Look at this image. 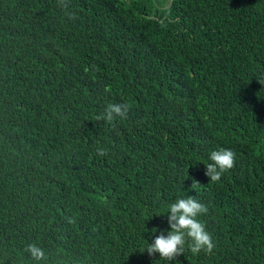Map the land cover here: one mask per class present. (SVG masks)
Listing matches in <instances>:
<instances>
[{"label": "trees", "instance_id": "obj_1", "mask_svg": "<svg viewBox=\"0 0 264 264\" xmlns=\"http://www.w3.org/2000/svg\"><path fill=\"white\" fill-rule=\"evenodd\" d=\"M189 195L212 250L141 251ZM0 264H264V0H0Z\"/></svg>", "mask_w": 264, "mask_h": 264}, {"label": "clouds", "instance_id": "obj_2", "mask_svg": "<svg viewBox=\"0 0 264 264\" xmlns=\"http://www.w3.org/2000/svg\"><path fill=\"white\" fill-rule=\"evenodd\" d=\"M126 104L113 103L106 110L104 119H112L114 116L126 115ZM210 162L205 163L207 175L210 180H219L225 170L231 169L235 163V153L230 148L213 150L209 157ZM207 206L197 200L193 195L178 197L169 206L166 213L169 214V229L167 235L161 233L152 241L147 240V245L141 251L147 250L149 254H160V259L172 261L180 253L184 252L186 241L190 242L193 252L201 249L211 251L214 247L212 236L206 226L198 217L207 212ZM159 231L153 228L152 232ZM29 249L36 258L41 260L45 257V251L36 244H30Z\"/></svg>", "mask_w": 264, "mask_h": 264}]
</instances>
